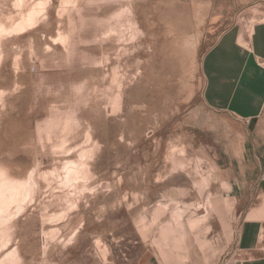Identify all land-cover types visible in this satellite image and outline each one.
<instances>
[{
  "label": "rangeland",
  "instance_id": "obj_1",
  "mask_svg": "<svg viewBox=\"0 0 264 264\" xmlns=\"http://www.w3.org/2000/svg\"><path fill=\"white\" fill-rule=\"evenodd\" d=\"M205 1L0 0V264L237 260L264 116L202 100Z\"/></svg>",
  "mask_w": 264,
  "mask_h": 264
},
{
  "label": "crops",
  "instance_id": "obj_2",
  "mask_svg": "<svg viewBox=\"0 0 264 264\" xmlns=\"http://www.w3.org/2000/svg\"><path fill=\"white\" fill-rule=\"evenodd\" d=\"M201 8L219 30L200 62L202 100L257 124L264 116V0H207ZM240 229L231 264H264V223L246 220Z\"/></svg>",
  "mask_w": 264,
  "mask_h": 264
},
{
  "label": "built area",
  "instance_id": "obj_3",
  "mask_svg": "<svg viewBox=\"0 0 264 264\" xmlns=\"http://www.w3.org/2000/svg\"><path fill=\"white\" fill-rule=\"evenodd\" d=\"M248 124L251 122L250 120H247ZM223 264H231V262L227 261L226 263Z\"/></svg>",
  "mask_w": 264,
  "mask_h": 264
},
{
  "label": "water",
  "instance_id": "obj_4",
  "mask_svg": "<svg viewBox=\"0 0 264 264\" xmlns=\"http://www.w3.org/2000/svg\"><path fill=\"white\" fill-rule=\"evenodd\" d=\"M253 124H255V121H253Z\"/></svg>",
  "mask_w": 264,
  "mask_h": 264
}]
</instances>
